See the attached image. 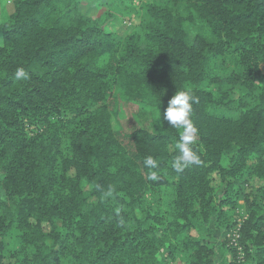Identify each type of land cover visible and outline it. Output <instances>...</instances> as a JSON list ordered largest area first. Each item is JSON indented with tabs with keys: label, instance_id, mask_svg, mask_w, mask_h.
Returning <instances> with one entry per match:
<instances>
[{
	"label": "trees",
	"instance_id": "16d2710c",
	"mask_svg": "<svg viewBox=\"0 0 264 264\" xmlns=\"http://www.w3.org/2000/svg\"><path fill=\"white\" fill-rule=\"evenodd\" d=\"M87 2L109 12L88 16ZM111 4L14 0L1 25L0 264L12 232L18 264H217L227 243L211 225L231 226L242 191L232 179L244 174L262 184L245 195L244 256L227 245L226 264H264V0L147 1L123 38L109 28ZM194 20L204 31L190 39ZM186 90L198 98L201 163L177 173L183 129L163 112ZM121 96L153 129L122 123ZM231 103L234 115L217 113Z\"/></svg>",
	"mask_w": 264,
	"mask_h": 264
},
{
	"label": "rangeland",
	"instance_id": "374dc122",
	"mask_svg": "<svg viewBox=\"0 0 264 264\" xmlns=\"http://www.w3.org/2000/svg\"><path fill=\"white\" fill-rule=\"evenodd\" d=\"M147 1L151 0H108V2H111V11H112V20L109 21V28L116 32V34L123 38L125 35L129 34L133 29H135L137 23L140 20V10L142 6L147 3ZM167 2L169 0H166ZM14 0H0V33H1V25L2 23L7 19V17L13 12L14 6H13ZM187 3H182L181 9L182 12L185 13L184 9L186 8L185 5ZM81 11L92 17H105L107 15V12H109L108 9H98L97 7H89V4L87 2L83 3L81 6ZM189 20V18H188ZM187 28L190 33V39H193L198 33H200L202 30L204 31V27H202V23H200L198 20H194L193 22L188 21L187 22ZM1 34H0V42H1ZM262 74L257 77L258 83H262L264 81V64L260 66ZM227 88L222 90V92H225ZM228 91V90H227ZM244 91L243 86L241 84H237L234 89L231 90L230 95L232 94V98L234 100L238 99L242 92ZM214 92L216 94L219 93V90L217 88H214ZM236 101H234L235 103ZM231 103L230 106H226L224 108H218L219 114H227V115H234L236 113L235 104ZM234 104V106H233ZM119 112V118L122 121V123L127 127L130 128L133 125L134 120H138L139 122L143 123L145 127L153 129L154 122L152 119L151 114H141L138 107H133L130 104L126 103V99L124 96H121L117 101V107ZM114 109V108H113ZM114 127L118 129L120 127V121L117 119V117L114 116ZM120 129V128H119ZM196 141V140H195ZM234 183L240 186L241 196L237 201V205L234 207L229 206L227 209H229L230 214L229 217L224 219L226 223H229L231 226L227 230H221L217 229L212 223L211 227L214 229V235L219 238V240L223 243H227L226 247L229 246L231 249L237 248V252H239V258L241 259L243 254V246L241 244V241L238 242L234 241V233L239 228L241 230V227L244 223V221L249 217V210L248 206L245 200V195L247 193H251L254 189L259 187L262 184V181L259 178H256L254 176H250L249 174H244L240 179H232ZM47 226V225H46ZM6 246H7V257L5 258L6 264H18L19 258L14 256V253L19 244V235L17 232H12L7 237L4 238ZM2 239L0 238V242ZM236 242L238 245H236ZM228 245V246H227ZM226 247H224V254H220L216 258L217 264H226V261L233 259V254L230 250H226Z\"/></svg>",
	"mask_w": 264,
	"mask_h": 264
},
{
	"label": "clouds",
	"instance_id": "9594fccd",
	"mask_svg": "<svg viewBox=\"0 0 264 264\" xmlns=\"http://www.w3.org/2000/svg\"><path fill=\"white\" fill-rule=\"evenodd\" d=\"M28 78L29 74L23 68L16 70L15 79L27 80ZM195 103H198V98L194 97L190 91H178L163 112V121H166L173 128L183 129L176 145L178 155L172 161V168L177 173L184 172L191 165H199L201 163L199 156L193 149V144L198 134V129L191 119L193 104ZM163 121H158L161 127L163 126ZM144 164L150 168L158 166L152 157H147ZM152 179H156L155 175L152 176ZM122 223L123 221H121Z\"/></svg>",
	"mask_w": 264,
	"mask_h": 264
},
{
	"label": "built area",
	"instance_id": "2783aa9c",
	"mask_svg": "<svg viewBox=\"0 0 264 264\" xmlns=\"http://www.w3.org/2000/svg\"><path fill=\"white\" fill-rule=\"evenodd\" d=\"M234 241H237L238 238H240V229L238 228L235 233H234ZM236 245H238V243L236 242Z\"/></svg>",
	"mask_w": 264,
	"mask_h": 264
}]
</instances>
